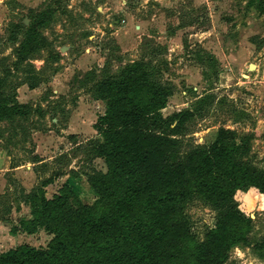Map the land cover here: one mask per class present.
<instances>
[{
	"label": "rangeland",
	"instance_id": "obj_1",
	"mask_svg": "<svg viewBox=\"0 0 264 264\" xmlns=\"http://www.w3.org/2000/svg\"><path fill=\"white\" fill-rule=\"evenodd\" d=\"M136 62L150 63L151 78L171 87L164 118L195 111L184 153L225 129L234 134L235 158L264 171V0H0V90L38 112L0 121V158L24 164L0 173V254L23 244L47 249L53 238L43 230L18 233L30 211L23 182L36 186L58 170L106 172L102 159L92 166L89 158L106 111L95 85ZM36 156L42 165L30 163ZM80 179L72 188L93 204L97 195ZM234 199L253 228L226 264H264V196L249 188ZM182 209L203 241L220 209L197 195Z\"/></svg>",
	"mask_w": 264,
	"mask_h": 264
},
{
	"label": "trees",
	"instance_id": "obj_2",
	"mask_svg": "<svg viewBox=\"0 0 264 264\" xmlns=\"http://www.w3.org/2000/svg\"><path fill=\"white\" fill-rule=\"evenodd\" d=\"M149 64L133 63L121 76L95 85L106 111L94 126L101 140L91 142L89 158L92 166L102 159L107 169L81 174L97 200L84 204L66 184L48 198L46 187L63 170L41 179L30 193L22 191L32 219L20 220L21 231L44 230L53 238L47 249L12 248L0 254V264H226L232 249L247 243L253 220L234 197L249 188L264 196V171L235 158L234 134L225 129L212 144L184 153L185 127L195 111L164 118L172 90L151 78ZM35 113L0 90V121L28 120ZM10 157L12 168L22 165ZM32 161L40 162L37 156ZM70 174L80 175L79 170ZM194 195L220 209L203 241L182 209Z\"/></svg>",
	"mask_w": 264,
	"mask_h": 264
},
{
	"label": "crops",
	"instance_id": "obj_3",
	"mask_svg": "<svg viewBox=\"0 0 264 264\" xmlns=\"http://www.w3.org/2000/svg\"><path fill=\"white\" fill-rule=\"evenodd\" d=\"M30 163H34V162H30ZM37 163H44V161L42 160V161H40V162H37ZM35 164V163H34ZM24 167V164H22L21 166H18V167H15V168H12V159H11V157L10 156H5L3 159H1L0 158V173H3V172H19L22 168ZM17 176V175H16ZM66 176V177H65ZM82 176H84L85 177V180L84 181H86L87 183H88V181H87V177L84 175V174H80L78 177L77 176H72L71 174H70V172H68V173H65L63 176H61L60 178H58L57 180H55V182L53 183V184H51V185H49V186H47L46 187V196L48 197V195H47V191L50 189V187L51 186H54L55 184H59L60 183V186L58 187V190H57V192H55L51 197H48V198H52L55 194H57L58 193V191L63 187V185H68V186H70L71 188H72V186L73 187H76V185H77V182H79V181H81V177ZM18 177V176H17ZM65 177V178H64ZM19 179V178H18ZM22 189L23 190H21V191H24V193L25 194H28V193H30L31 191H32V189L33 188H35L36 186H31L30 187V185L29 186H26V184L23 182L22 184ZM88 185H89V183H88ZM90 186V185H89ZM30 187V188H29ZM4 188H3V190H1L0 189V194L1 195H3L4 194ZM24 205H26L25 203H24ZM27 207H28V209L30 210V208H29V206L28 205H26ZM23 219H27V220H29V219H32V215H31V212L29 211V216H27L26 218H23ZM16 227V226H15ZM44 231V230H43ZM18 233H23V232H18ZM24 234H26V233H24ZM26 235H28V234H26ZM35 235V234H34ZM29 236H31V235H29Z\"/></svg>",
	"mask_w": 264,
	"mask_h": 264
}]
</instances>
